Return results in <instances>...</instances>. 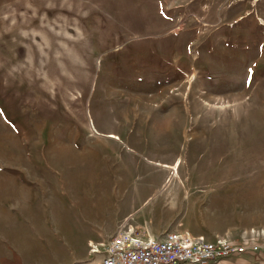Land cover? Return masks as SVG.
<instances>
[{"label":"rangeland","instance_id":"1","mask_svg":"<svg viewBox=\"0 0 264 264\" xmlns=\"http://www.w3.org/2000/svg\"><path fill=\"white\" fill-rule=\"evenodd\" d=\"M0 143V264L94 260L126 218L264 264V0H0Z\"/></svg>","mask_w":264,"mask_h":264},{"label":"built area","instance_id":"2","mask_svg":"<svg viewBox=\"0 0 264 264\" xmlns=\"http://www.w3.org/2000/svg\"><path fill=\"white\" fill-rule=\"evenodd\" d=\"M245 248L226 239L208 240L189 230L145 236L126 218L107 241L91 245L94 260L72 264H213Z\"/></svg>","mask_w":264,"mask_h":264},{"label":"bare ground","instance_id":"3","mask_svg":"<svg viewBox=\"0 0 264 264\" xmlns=\"http://www.w3.org/2000/svg\"><path fill=\"white\" fill-rule=\"evenodd\" d=\"M37 112H38V110H37ZM42 116V115H41ZM46 118V117H45ZM48 118V117H47ZM2 119V118H1ZM39 125V124H38ZM5 126V125H4ZM36 126V125H35ZM93 126V125H92ZM8 127V126H7ZM37 127V126H36ZM7 129V128H6ZM36 129H38V128H36ZM92 129V128H91ZM8 130H10L9 128H8ZM95 130V129H94ZM36 131V130H35ZM12 132V131H11ZM14 132V131H13ZM12 132V133H13ZM11 133V134H12ZM15 133V132H14ZM9 134H10V131H9ZM10 134V135H11ZM16 134V133H15ZM107 135H109V136H111V137H118L117 136V134H115V133H107ZM74 138V137H73ZM119 138V137H118ZM3 139V138H2ZM2 141H5V140H2ZM69 141V140H68ZM53 142V141H52ZM51 142V143H52ZM55 142H56V140H55ZM66 142V141H65ZM5 144V143H4ZM3 144V145H4ZM60 145V144H59ZM5 146V145H4ZM55 145H50L48 148V150H50V149H52L53 150V148H55V150H56V146L54 147ZM70 146V145H69ZM60 147V146H59ZM58 147V148H59ZM20 149V148H19ZM61 149V148H60ZM51 150V151H52ZM54 150V151H55ZM75 150V149H74ZM86 150V149H85ZM89 150V149H88ZM22 151V150H21ZM51 151H47L46 153H45V155H47L48 156V158H51L52 160H56V158H57V154L56 153H54V152H51ZM58 151V150H57ZM76 151V150H75ZM0 153H2V154H5V155H9V153H10V149L9 148H6V147H3L2 145H1V143H0ZM60 153V152H59ZM64 153H67V152H64ZM61 154V153H60ZM78 154V153H77ZM82 154V153H81ZM87 154V153H86ZM80 155V154H79ZM78 155V156H79ZM85 155V154H84ZM82 156V155H81ZM88 156V155H87ZM85 157V156H84ZM84 157H83V159H84ZM94 157V156H93ZM58 158H59V156H58ZM78 158V157H77ZM86 159V158H85ZM84 159V160H85ZM49 160V159H48ZM61 160V159H60ZM78 160V159H77ZM62 161V160H61ZM72 161V160H71ZM78 161H81V160H78ZM179 161V160H178ZM178 161H176V163L175 164H173V165H171L170 163L168 164V163H166V162H162L164 165H166V166H172L174 169H175V171H176V167H177V164H178ZM46 162V161H45ZM74 162V161H73ZM84 162V161H83ZM77 163V162H76ZM82 164V163H81ZM76 165V164H75ZM89 165V164H88ZM91 165V164H90ZM65 166V165H64ZM67 166H68V164H67ZM78 167V166H77ZM86 167V166H85ZM85 167H83V168H85ZM53 168V167H52ZM68 168V167H67ZM75 168V167H74ZM81 168V167H80ZM87 168V167H86ZM55 170V169H54ZM69 170V169H68ZM41 171V170H40ZM66 171H67V169H66ZM73 171V170H72ZM43 172V171H42ZM69 172H71V171H69ZM80 173V172H79ZM88 173V172H87ZM127 173V172H126ZM86 174V173H85ZM89 175H90V173H88ZM72 175V174H71ZM77 175V174H76ZM128 174H126V176H127ZM8 176V175H7ZM73 176V175H72ZM71 176V177H72ZM80 176V175H79ZM86 176H88V175H86ZM91 176V175H90ZM89 176V177H90ZM3 177V176H2ZM67 177H69V176H67ZM94 177V176H93ZM0 178H1V176H0ZM93 179V178H92ZM128 179V178H127ZM125 181V180H124ZM129 181V180H128ZM11 182V181H10ZM96 184V183H95ZM97 184H99V183H97ZM118 184V183H117ZM6 185H7V183H6ZM60 185V184H59ZM83 185V184H82ZM106 185V184H105ZM108 185V184H107ZM106 185V186H107ZM8 186V185H7ZM101 186V185H100ZM5 188V187H4ZM104 188V187H103ZM108 188V187H107ZM87 189V188H86ZM9 190V189H8ZM157 190V189H156ZM10 191V190H9ZM66 191V190H65ZM93 191H95V190H93ZM98 191V190H97ZM104 191V190H103ZM122 191V190H121ZM111 192V191H110ZM110 192H108V193H110ZM123 192V191H122ZM148 192V191H147ZM12 193V192H11ZM10 193V194H11ZM73 194V193H72ZM85 194V193H84ZM99 194V193H98ZM97 194V195H98ZM96 195V196H97ZM7 196V195H6ZM136 196H137V194H136ZM154 196V195H153ZM95 197V196H94ZM120 197V196H119ZM127 197V196H126ZM13 198V197H12ZM74 198V197H73ZM90 198V197H89ZM96 198V197H95ZM138 198H139V196H138ZM47 199V198H46ZM69 199V198H68ZM78 199H79V197H78ZM88 199V198H87ZM103 199V198H102ZM124 199V198H123ZM137 199V198H136ZM82 200H84V199H82ZM226 200V199H225ZM95 201V200H94ZM102 201V200H101ZM74 202V201H73ZM233 202V201H232ZM48 203V202H47ZM115 203V202H114ZM48 204H50V203H48ZM86 204V203H85ZM228 204V203H227ZM52 205V204H51ZM33 206V205H32ZM114 206V205H113ZM4 207V206H3ZM28 207V206H27ZM57 207H59L60 208V205L59 206H57ZM65 207V206H64ZM68 207V206H67ZM123 207V206H122ZM58 208V209H59ZM63 208V207H62ZM85 208V207H84ZM111 208V207H110ZM109 208V209H110ZM121 208V207H120ZM71 209V208H70ZM74 209V208H73ZM98 209V208H97ZM103 209V208H102ZM122 209V208H121ZM3 210V209H2ZM1 210V211H2ZM5 210V209H4ZM68 210V209H67ZM82 210V209H81ZM19 211V210H18ZM59 211H61L60 209H59ZM69 211V210H68ZM84 211V210H83ZM111 211V210H110ZM109 211V212H110ZM34 213V212H33ZM72 213V212H71ZM71 213H70V215H71ZM25 214V213H24ZM55 216V215H54ZM57 216V215H56ZM77 216V215H76ZM94 216V215H93ZM96 216V215H95ZM3 218H5V217H3ZM87 218V217H86ZM89 218V217H88ZM55 221V220H54ZM59 221V220H58ZM83 222V221H82ZM39 223V222H38ZM75 223H77L76 221H75ZM22 224V223H21ZM67 224V223H66ZM69 224V223H68ZM76 226V225H75ZM44 227V226H43ZM49 227V226H48ZM5 228V227H4ZM72 228V227H71ZM18 229V228H17ZM22 229V228H21ZM79 230V229H78ZM81 230V229H80ZM73 232V231H72ZM86 232V231H85ZM20 233V232H19ZM84 233V232H83ZM25 236V235H24ZM25 240V239H24ZM78 241V240H77Z\"/></svg>","mask_w":264,"mask_h":264},{"label":"crops","instance_id":"4","mask_svg":"<svg viewBox=\"0 0 264 264\" xmlns=\"http://www.w3.org/2000/svg\"><path fill=\"white\" fill-rule=\"evenodd\" d=\"M115 232H116V231H115ZM115 232H114V233H115ZM100 256H101V255H100ZM218 260H219V259H218ZM215 262H216V261H215ZM215 262H214L213 264H215Z\"/></svg>","mask_w":264,"mask_h":264}]
</instances>
